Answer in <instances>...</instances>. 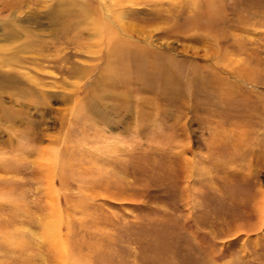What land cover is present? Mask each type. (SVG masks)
Here are the masks:
<instances>
[{"label": "rangeland", "instance_id": "rangeland-1", "mask_svg": "<svg viewBox=\"0 0 264 264\" xmlns=\"http://www.w3.org/2000/svg\"><path fill=\"white\" fill-rule=\"evenodd\" d=\"M0 264H264V0H0Z\"/></svg>", "mask_w": 264, "mask_h": 264}, {"label": "bare ground", "instance_id": "bare-ground-1", "mask_svg": "<svg viewBox=\"0 0 264 264\" xmlns=\"http://www.w3.org/2000/svg\"><path fill=\"white\" fill-rule=\"evenodd\" d=\"M111 35H112V33H111ZM110 35V36H111ZM115 35V34H114ZM112 39V38H111ZM117 39V38H116ZM114 41H116V42H114L115 44H116V47L117 48H119L118 49V51H117V54H116V57L118 58V57H120V59L121 58H126V56L128 55V53L130 52V50L129 49H131L132 50V54H137L139 57H141V59H143V58H145L147 61V63H148V65H149V67H150V69H149V71H151V74H153L154 76L156 75V74H159L160 72H162V71H165V73H170L171 71H173L174 69L173 68H175L174 66H172V65H170V63L169 62H167L166 61V59H165V56H161V55H157V54H153V55H155V56H153V55H151V53L150 52H148V51H143V52H139V50L136 48V47H131V48H129L128 49V47H124V42H122L121 43V45H120V43H118L119 41L118 40H114ZM115 44L112 46V49H113V47L115 46ZM134 50V51H133ZM151 57V58H150ZM152 57L154 58V59H152ZM150 58V59H149ZM144 60V59H143ZM121 61H122V59H121ZM156 61H158V62H156ZM130 68V67H129ZM135 74H137V75H139V73H135ZM92 99V98H91ZM92 101V100H91ZM90 106V105H89ZM94 111V110H93ZM92 114H93V112H91ZM50 151V150H49ZM53 151V150H52ZM54 151H56V149H54ZM44 155V154H43ZM57 154H55L54 152H52V154L51 153H46V155H45V160L46 161H51L52 163V165H50V166H52L53 167V164H55V162L57 161L56 160V158H57V156H56ZM50 163V162H49ZM54 173V172H53ZM59 209V208H58ZM60 214V213H59ZM59 217V216H58ZM59 221V220H58ZM51 223H53V222H51ZM60 243V242H59ZM61 244V243H60ZM60 246V245H59ZM61 248V247H60Z\"/></svg>", "mask_w": 264, "mask_h": 264}]
</instances>
